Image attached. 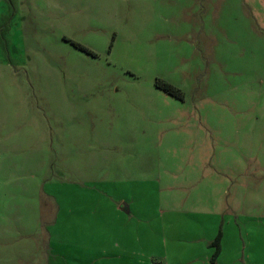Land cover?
Instances as JSON below:
<instances>
[{"label": "rangeland", "instance_id": "374dc122", "mask_svg": "<svg viewBox=\"0 0 264 264\" xmlns=\"http://www.w3.org/2000/svg\"><path fill=\"white\" fill-rule=\"evenodd\" d=\"M0 264H264V0H0Z\"/></svg>", "mask_w": 264, "mask_h": 264}, {"label": "trees", "instance_id": "16d2710c", "mask_svg": "<svg viewBox=\"0 0 264 264\" xmlns=\"http://www.w3.org/2000/svg\"><path fill=\"white\" fill-rule=\"evenodd\" d=\"M156 85L159 86L160 88H162L164 91H166L167 93L177 96V97H181L182 94L179 92L178 89L174 88L173 86L169 85V84H165L162 83L161 81H157ZM221 232H219L214 240V242L212 243V246H215V252L213 254V258L212 260H214L220 253V246H219V242L221 239Z\"/></svg>", "mask_w": 264, "mask_h": 264}, {"label": "crops", "instance_id": "0c3cea01", "mask_svg": "<svg viewBox=\"0 0 264 264\" xmlns=\"http://www.w3.org/2000/svg\"><path fill=\"white\" fill-rule=\"evenodd\" d=\"M116 210H117V207H116ZM118 211V210H117ZM120 211V210H119Z\"/></svg>", "mask_w": 264, "mask_h": 264}]
</instances>
